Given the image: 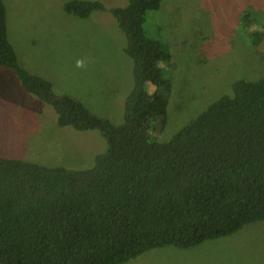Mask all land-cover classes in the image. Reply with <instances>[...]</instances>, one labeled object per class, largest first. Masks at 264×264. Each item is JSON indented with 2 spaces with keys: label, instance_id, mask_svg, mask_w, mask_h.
<instances>
[{
  "label": "trees",
  "instance_id": "16d2710c",
  "mask_svg": "<svg viewBox=\"0 0 264 264\" xmlns=\"http://www.w3.org/2000/svg\"><path fill=\"white\" fill-rule=\"evenodd\" d=\"M159 2L126 0L107 10L132 63V87L114 125L18 67L0 0V68L52 109L56 126L96 130L105 143L91 166L77 170L0 158V264H121L264 221V78L234 81L163 143L146 134L152 121L153 133L163 128L169 93L170 53L142 28ZM61 8L86 18L102 5L70 0ZM249 37L255 46L261 35Z\"/></svg>",
  "mask_w": 264,
  "mask_h": 264
},
{
  "label": "rangeland",
  "instance_id": "374dc122",
  "mask_svg": "<svg viewBox=\"0 0 264 264\" xmlns=\"http://www.w3.org/2000/svg\"><path fill=\"white\" fill-rule=\"evenodd\" d=\"M66 1L2 0L16 64L47 81L53 95H68L91 115L117 125L132 87V63L107 10L126 0H91L102 10L86 18L64 13ZM142 28L170 53L165 123L156 133L154 121L146 129L158 143L229 94L234 81L264 78V0H160L156 11L145 14ZM254 30L261 38L251 46ZM104 148L96 130L56 126L52 109L23 92L12 71L0 68V158L77 170L91 166ZM121 264H264V221L191 248L149 249Z\"/></svg>",
  "mask_w": 264,
  "mask_h": 264
},
{
  "label": "clouds",
  "instance_id": "9594fccd",
  "mask_svg": "<svg viewBox=\"0 0 264 264\" xmlns=\"http://www.w3.org/2000/svg\"><path fill=\"white\" fill-rule=\"evenodd\" d=\"M77 66H78V67L82 66V61H78V62H77Z\"/></svg>",
  "mask_w": 264,
  "mask_h": 264
}]
</instances>
